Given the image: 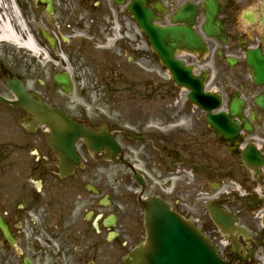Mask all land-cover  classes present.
Listing matches in <instances>:
<instances>
[{
  "label": "flooded vegetation",
  "instance_id": "obj_1",
  "mask_svg": "<svg viewBox=\"0 0 264 264\" xmlns=\"http://www.w3.org/2000/svg\"><path fill=\"white\" fill-rule=\"evenodd\" d=\"M13 1L35 51L19 57L0 49V96L15 101L6 82L21 79L54 107L45 81L30 89L32 71L74 74V84L101 91L113 109L88 113L95 106L88 100L90 108L69 116L116 150L95 152L81 140L76 157L62 161L46 125L0 102V264H123L145 239L142 204L154 197L192 221L230 264H262L264 82H255L248 60L264 58V0ZM143 8L152 26L195 36V45L171 35L169 44L204 93L218 99L212 114L221 131L172 80L137 18ZM144 66L155 72L149 86ZM159 71L168 84L157 82ZM232 127H239L233 136ZM218 211L253 224L225 235L211 218Z\"/></svg>",
  "mask_w": 264,
  "mask_h": 264
},
{
  "label": "water",
  "instance_id": "obj_2",
  "mask_svg": "<svg viewBox=\"0 0 264 264\" xmlns=\"http://www.w3.org/2000/svg\"><path fill=\"white\" fill-rule=\"evenodd\" d=\"M138 19L152 41L153 47L163 62L172 70L176 83L193 90L189 96L190 99L207 110L216 107L217 103L213 107L207 106L200 81L195 80L182 63L174 60L172 48L166 46L167 34L171 32L175 35L178 30L167 32L152 27L150 25L151 15L145 10H142ZM179 32H183L188 39L192 38L191 33L187 30ZM56 82L65 92H71V84L67 75L57 76ZM8 84L18 96L20 106L41 116L51 126L62 151L67 152L73 146L74 143L72 144L71 141L74 142L78 138L84 137L91 140L94 136L68 119L61 111L50 109L44 105L41 107L37 105L31 96L25 92L20 81H11ZM0 100L2 99L0 98ZM214 101L218 102L217 99ZM208 122L215 129H218V116H210ZM230 130L231 133L236 132L234 129ZM146 212L147 241L130 255L127 264H229L217 254L216 248L197 228L171 211L163 202H150ZM214 220L221 227H225L230 222L224 216H214Z\"/></svg>",
  "mask_w": 264,
  "mask_h": 264
},
{
  "label": "rangeland",
  "instance_id": "obj_3",
  "mask_svg": "<svg viewBox=\"0 0 264 264\" xmlns=\"http://www.w3.org/2000/svg\"><path fill=\"white\" fill-rule=\"evenodd\" d=\"M9 13V11H8ZM0 48L2 47H6L7 49H12L14 50L15 56H19L21 57V55L23 54V51L18 49L17 46L13 47L12 45H4V44H0ZM1 57V55H0ZM31 64L33 65V57L31 59ZM149 69V68H148ZM73 78H75L74 74H70ZM53 74L46 72L45 74H35L33 71L30 75V81L28 82V85L30 88H32L34 86V84H37L38 80H44L46 81L47 85L45 86V90H48L49 92H51V88L54 86V81H53ZM107 77V76H106ZM155 78V72H151L150 69L146 70L145 66L143 68V83H147V85L149 86L151 84V82H154ZM170 77L168 75V73L166 72H161L159 71L158 73V77H157V82L161 85V84H168L170 82ZM83 84V83H82ZM150 88V87H149ZM54 89V92L52 94H49L48 97V101H50L53 104H58L61 105L63 107H65L69 113H73V111L77 108V107H83V108H90V106H87L86 104H88V100H90V102L92 103V105H95L94 107H91V109L87 110L88 113H95L94 111L96 110V112H100L102 114H110L111 110L113 109L112 106H104L103 105V101L102 99L104 98V95H102L101 91L100 92H96L94 91L91 95V88L85 87L84 85L81 88V85L79 84H75L74 86V92L72 95H64L62 94L59 90H57V88ZM125 96L123 94H120V96H118L117 98H124ZM184 98V96H183ZM114 113V112H113ZM114 114H118V112H115ZM240 224L244 225L246 227H250L253 222L252 221H246V220H240ZM261 261H264V259L262 257H260Z\"/></svg>",
  "mask_w": 264,
  "mask_h": 264
},
{
  "label": "bare ground",
  "instance_id": "obj_4",
  "mask_svg": "<svg viewBox=\"0 0 264 264\" xmlns=\"http://www.w3.org/2000/svg\"><path fill=\"white\" fill-rule=\"evenodd\" d=\"M2 5L4 6V2ZM4 11V19L0 21V43H10L20 46L21 48L35 51L34 41L32 37L26 33V29L20 21L19 16L14 13L13 4H11L10 7L4 6ZM18 31L20 32L18 33Z\"/></svg>",
  "mask_w": 264,
  "mask_h": 264
}]
</instances>
